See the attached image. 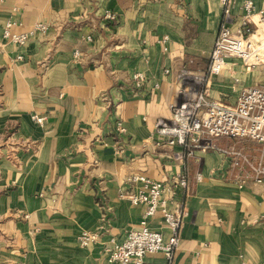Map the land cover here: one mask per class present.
Returning <instances> with one entry per match:
<instances>
[{
    "label": "crops",
    "instance_id": "crops-1",
    "mask_svg": "<svg viewBox=\"0 0 264 264\" xmlns=\"http://www.w3.org/2000/svg\"><path fill=\"white\" fill-rule=\"evenodd\" d=\"M10 18L13 33H33L24 45L4 40ZM222 21L217 0H0V131L17 140L20 158L12 179H1L0 264H120L107 251L143 212L121 197L134 173L167 184L166 198L184 205L174 264L264 263V182L241 183L218 151L189 154L155 136L187 75L208 68ZM137 73L146 77L141 87ZM259 85L264 64L248 69L229 59L210 96L233 106L243 89ZM182 174L188 195L177 186ZM152 227L167 235L160 217ZM84 232L96 233V242L83 247Z\"/></svg>",
    "mask_w": 264,
    "mask_h": 264
},
{
    "label": "built area",
    "instance_id": "built-area-1",
    "mask_svg": "<svg viewBox=\"0 0 264 264\" xmlns=\"http://www.w3.org/2000/svg\"><path fill=\"white\" fill-rule=\"evenodd\" d=\"M217 1L223 9V21L210 54L209 66L201 73L187 75L189 78L182 84L180 100L171 107L172 118L157 122L155 136L166 139L171 146H181L189 154L195 150L218 151L226 156L231 168L236 170L235 178L241 183L250 180L264 182V85L243 89L233 106L215 101L210 96L215 80L224 73L229 59L241 60L248 69L264 64V7L258 11L253 0H244L239 27L232 29L233 10L240 0ZM256 17L259 18L258 23ZM105 18L113 27L117 25L114 14L108 13ZM13 25L10 18L4 40L24 45L33 33H13ZM48 28L45 24L36 25L37 31L45 32ZM80 57L81 52L77 51L75 58ZM145 80L142 73L134 76L137 87H141ZM34 119L43 125V117L35 116ZM221 139L245 141L249 147L223 148L217 144ZM250 149L255 153L251 154ZM197 179L200 180L201 175ZM125 184L130 190L122 193L121 197L134 206L143 207V212L138 225L128 232L125 241L115 243L107 251L109 261L120 264H174L186 215L184 205L172 204L166 198L169 186L144 174H130ZM177 186L185 195L189 194L190 183L186 175L179 176ZM157 217L162 219L166 236L152 227ZM97 238L96 233L84 232L79 237V243L88 247ZM156 255H162L164 262L148 261L149 256Z\"/></svg>",
    "mask_w": 264,
    "mask_h": 264
},
{
    "label": "rangeland",
    "instance_id": "rangeland-1",
    "mask_svg": "<svg viewBox=\"0 0 264 264\" xmlns=\"http://www.w3.org/2000/svg\"><path fill=\"white\" fill-rule=\"evenodd\" d=\"M12 137V135L8 133L3 134V132L0 131V186H2L7 178L12 179L13 175H15L12 174L13 171H18V169H20L19 151L17 150L18 143L17 140ZM1 179H4V181ZM13 185H11L10 188H13ZM1 220H3V217L1 218L0 215V222Z\"/></svg>",
    "mask_w": 264,
    "mask_h": 264
}]
</instances>
